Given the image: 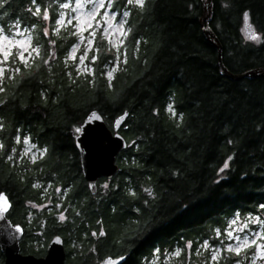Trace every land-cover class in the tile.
Returning a JSON list of instances; mask_svg holds the SVG:
<instances>
[{
	"label": "trees",
	"instance_id": "trees-1",
	"mask_svg": "<svg viewBox=\"0 0 264 264\" xmlns=\"http://www.w3.org/2000/svg\"><path fill=\"white\" fill-rule=\"evenodd\" d=\"M67 1L0 0V27L12 33L20 24L32 34L27 66L16 51L0 65V192L12 201L9 218L25 229L22 253L42 256L53 236L62 235L66 246L75 234L82 243L75 255L69 246L67 257L80 264L107 255L145 264L155 249L163 255L176 246L186 259L204 240L219 244L216 232L236 214L264 220V77L222 75L201 25L204 0H145L143 7L114 0L113 10L128 12L127 35L114 46L99 29L83 63L85 46L69 58L80 41L74 21L56 23ZM213 3L206 27L221 41L225 66L234 73L264 67V0ZM245 13L262 35L259 43L244 37ZM95 109L110 127L129 115L120 130L128 147L110 180L117 185L103 191L99 184L93 195L75 134ZM25 138L43 149L40 157L13 156ZM254 252L255 246L237 256L223 248L218 261L195 256L197 264H252Z\"/></svg>",
	"mask_w": 264,
	"mask_h": 264
},
{
	"label": "water",
	"instance_id": "water-1",
	"mask_svg": "<svg viewBox=\"0 0 264 264\" xmlns=\"http://www.w3.org/2000/svg\"><path fill=\"white\" fill-rule=\"evenodd\" d=\"M213 5V0H204V15L201 18V25L204 28L206 39L218 51V63L222 75L236 81L263 78L264 67L234 73L225 66L221 41L211 27H206L213 12ZM92 113H96L100 119L89 121ZM125 113H127L126 116ZM125 113L116 118L113 127H110L99 110H92L79 127L80 131L75 134L82 173L91 194L97 193L100 179H112L120 170L118 157L128 147V140L120 131L129 115L127 111ZM122 116L124 119L117 127V121ZM2 192L7 196L9 202L7 211L2 213L3 218L0 219V250L5 256L4 264H66L67 250L64 238L60 234L53 236L50 240L44 256L22 253L21 240L25 229L19 223L14 224L8 217L12 201L5 191ZM126 259L125 255H108L102 258L98 264H123Z\"/></svg>",
	"mask_w": 264,
	"mask_h": 264
},
{
	"label": "rangeland",
	"instance_id": "rangeland-1",
	"mask_svg": "<svg viewBox=\"0 0 264 264\" xmlns=\"http://www.w3.org/2000/svg\"><path fill=\"white\" fill-rule=\"evenodd\" d=\"M113 1L114 0H111L110 6H109V0H105V5L106 6H105L104 9L100 10V15L97 16L98 21H100V26L96 27V21H93L92 23L94 25L95 31H98L99 29H101L102 34L106 37V39L108 41H111L112 44L116 46L117 43H119L121 41L122 37H124V35H122L119 31L111 32V30H110L111 35H105L103 29L106 28L107 25L104 23V20L101 19V17L103 16L105 11H107L109 15L115 14L116 15V20L113 21V24L115 25V24L120 23L121 20H126L127 21V17H124V15H123L125 12H127V10L124 9L121 12H117V11L113 10V8H112ZM78 2H80V0H69V1H67L65 3H63V4H68L69 7L68 8L62 7L63 8L62 9V14H63L64 23H68V20L71 19L72 21H74V23H75V25L77 27V31H79V26H78V22L75 19V17L80 16L81 14H86L93 7L92 4L85 3L83 8L77 9L76 11H73V9L76 8V4ZM105 19H106V17H105ZM249 25L251 26L250 28L248 27ZM124 27H125V30L127 31V29H128L127 28V22L124 25ZM0 29H2V28L0 27ZM92 30L93 29H89L88 31L83 32V37L85 38L84 43H81V37H80V41H79L78 44L83 46V47L85 46V49H83V53L80 55V57L82 55H84L85 53H87L89 51L90 47L94 44L95 37L93 38L90 35V32ZM242 30H243L244 37L247 40H249L251 42H254V43H259L262 40V35H261V33H259L257 31L256 27L252 23L251 17H250L249 14H248V20L247 21H245V16H244ZM0 34L8 36L9 39L13 40V42H14L13 45H9L8 49H7V50H10L11 52H13V51H16V52L23 51L24 47L26 45H28L29 43L32 46L31 30H28L27 28L20 26V24H18L13 29L12 33H7V32H5L3 30V32L0 33ZM250 34H255L258 38L255 39V40L250 39L249 38ZM88 40H92V43L90 45L87 43ZM19 41H22L23 44L16 45V42H19ZM30 48L31 47H28V51H27L29 53L31 51ZM27 52H25V53H27ZM0 61H3V54L2 53H0ZM0 65H2V63H0ZM113 69H114V66H110L109 72H111L112 74L114 72ZM168 106H170V105H168ZM168 110H169V108H168ZM25 140H27L28 143H24ZM32 145H35V147H31ZM17 151H19V158H21L22 156H29V157H31L33 159V156H35L36 158L40 157L41 153L43 152V149L40 148L37 144H35L31 139L25 138L22 141L21 149L18 150V148H16V150L13 152V156L15 155L14 153H17ZM25 152H27V155H25ZM99 184L101 185L100 187L102 188V190L106 191L111 185L116 186L117 185V180L114 181V182H112L110 180H103ZM105 185H107V187H105ZM60 192L64 193L63 190L59 189L58 190V194H60ZM84 204H85V202L83 201L82 205H84ZM32 207L39 209V207L35 206L34 204H32ZM256 217L257 216L253 215V214H247L245 216H241L239 214H236L235 216L231 217L228 220V224H227L226 228L224 230L219 231V233H220L219 235H217V232H216V236L220 238V243L219 244H214L212 241L206 240L208 245H209V247L208 248H204L203 244L206 242L204 240L200 245H198L197 254L190 250L191 249V244H192L191 241L187 242V245L188 246L190 245L189 246V250L190 251L187 253L186 259H184V258L180 259L182 251L180 250L179 246H176L174 250L166 251L163 255H162L160 250H156L155 249L151 255H149V256L144 258V262H145V264H197L198 261H197L195 255H197L198 258H201V256L203 255V254H201V252H202V253L209 254L210 258H211L213 252L216 249H220V251L222 252L223 248L226 249L227 245L231 244V245L235 246L238 243V241H236L235 239H229L228 238L227 233L229 231H233V236L234 237L238 235L241 238H243L245 235H247L249 237V239L251 240L253 238V234L254 233L261 232V228H260L261 225L260 224H258V223H250L249 222V221L253 220ZM237 218H238L237 224L232 225L231 222L233 220H237ZM78 222H81V221L78 220ZM245 223L248 224V228L244 229L243 232L234 231V229H239ZM100 228L103 229L102 232L104 233L103 235H105V233H106L105 225L101 224ZM76 238L77 237L75 236V234L74 235H72V234L69 235L70 241H69L68 245L66 244V249L67 250H68L69 246L73 249V251H74L73 255L76 254L75 253L76 252L75 249L79 248L81 243H82V240H80L81 242L79 243L78 240H76ZM258 243H264V241H261V242L258 241ZM176 245H178V244H176ZM177 250L180 251V255L179 256L175 255ZM255 253H256V248H255L254 254ZM258 258H260V256H256L255 257V259H258ZM69 263L70 264H80L81 261L79 259H71ZM91 264H93V263H91Z\"/></svg>",
	"mask_w": 264,
	"mask_h": 264
},
{
	"label": "snow or ice",
	"instance_id": "snow-or-ice-1",
	"mask_svg": "<svg viewBox=\"0 0 264 264\" xmlns=\"http://www.w3.org/2000/svg\"><path fill=\"white\" fill-rule=\"evenodd\" d=\"M88 3V4H92L93 7L91 10H89L86 14H81L80 16L75 17V19L78 22V26H79V31L78 32H74L73 35H77L81 37V43H84L85 38L83 37V32L88 31L89 29H93L90 32V35L94 38L96 36V31L93 25V21H96V27L100 26V21L97 20V16L100 15V10L105 8V0H80V2H78L76 4V8L73 9V11H76L77 9H81L84 7V4ZM111 0H109V6H110ZM128 4H136L140 7L144 6L145 0H127ZM2 6V5H0ZM62 7L64 8H68L69 5L68 4H63ZM36 14L39 15L40 14V10L37 8L36 9ZM124 17H127L128 13L125 12ZM106 17V19H105ZM44 19H48V14L47 12L44 13ZM101 19L104 20V23L107 25L106 28L103 29L105 35H111V32H116L119 31L122 35L126 36L127 35V31L125 30L124 25L126 24V20H121L120 23L118 24H113V21L116 20V15H109L107 11L104 12L103 16L101 17ZM248 20V14L245 13V21ZM72 20L69 19L68 20V24H72ZM57 24L63 26L64 25V19H63V14H61V19L56 21ZM249 28L251 27L250 25L248 26ZM111 30V32H110ZM3 30L0 29V33H2ZM56 33H59V29H56ZM47 31H45V35H47ZM250 39H257L258 37L255 34H250L249 35ZM13 40L9 39L8 36L2 35L0 34V53L3 54V61H0V63H4L7 62L9 57L13 55V53L8 49L9 45H13ZM87 43L90 45L92 43V40H88ZM123 43V41H121V44ZM23 44L22 41L16 42V45H20ZM115 46V45H114ZM28 47H31V44L29 43L28 45H26L23 49V51H20L16 54V56L21 60L22 63L25 64V66L28 65V59L30 57L31 54H29V57H25L24 53L28 51ZM80 45L77 44L75 46H73L72 51L70 53L69 58L70 59H74L76 56V52L79 49ZM32 51L35 52L37 55H39V49L38 48H32ZM87 53H85L84 55H82L80 57V62L83 63L85 58H86ZM93 61L95 60V57L92 58ZM117 60H119V56L117 57ZM126 62V59H125ZM116 69L114 68L113 71H115ZM5 69L3 67H0V79L3 78ZM15 72L19 73L20 69L16 68ZM112 73L109 72L108 76L109 78H111ZM11 78V77H9ZM0 91H3V88L0 87ZM169 111H172L171 106L169 107ZM127 115V113H125V116ZM173 115H175V113L173 112ZM92 119H97L99 120L100 117L96 114V113H92L91 116L89 117V121H91ZM124 119V117L122 116L120 118V120L117 121V127L120 124V121H122ZM77 131H80V129H77ZM17 142L19 143V138H17ZM24 143H28L27 140L24 141ZM0 147H3V145H0ZM31 147H35V145H32ZM25 155H27V152H25ZM9 159H12V157L10 156ZM36 157L33 156V160H35ZM228 164L225 163L224 168H227ZM223 170V169H222ZM34 187H39V185H34ZM105 187H107V185H105ZM145 191H149L148 189H145ZM9 206V202H8V198L7 196L3 193L0 192V219L3 218L2 213L7 211V208ZM261 207H264V205H262ZM59 219L61 221L65 220L66 217L61 214ZM238 222V218L237 220H233L231 222L232 225L237 224ZM250 223H258L261 225L262 228H264V220H261L259 217L254 218L253 220L249 221ZM231 226V225H230ZM248 228V224L245 223L244 225H242V227H240L239 229H234V231H239V232H243L244 229ZM19 231V229H17ZM104 233L101 231L100 235H103ZM219 230L217 231V235H219ZM93 235H96V233H93ZM227 236L229 239H235L236 241H238V243L233 246L231 244L226 246V251L228 252H232L235 253L237 256L240 255L242 250L251 248L253 246H255L256 248V253L254 254L253 260H252V264H255V257L256 256H260L261 258H264V243H258V241H264V232H256L253 234V238L250 240L249 237L247 235H245L243 238H241L240 236H233V231H229L227 233ZM190 246V245H189ZM204 248H208L209 245L207 243V241L203 244ZM176 256L180 255V251L177 250L175 253ZM221 256V251L220 249H216L213 254L211 259L213 261H218L219 258ZM236 264H242L241 261H237Z\"/></svg>",
	"mask_w": 264,
	"mask_h": 264
},
{
	"label": "flooded vegetation",
	"instance_id": "flooded-vegetation-1",
	"mask_svg": "<svg viewBox=\"0 0 264 264\" xmlns=\"http://www.w3.org/2000/svg\"><path fill=\"white\" fill-rule=\"evenodd\" d=\"M45 255V254H44ZM44 255H42V256H44ZM126 256V255H125ZM70 258V259H69ZM66 257V264H70L69 262H70V260L72 259V258H74L73 256H71V257ZM104 258V257H103ZM101 260V259H100ZM100 260L99 261H96L94 264H98L99 262H100Z\"/></svg>",
	"mask_w": 264,
	"mask_h": 264
}]
</instances>
